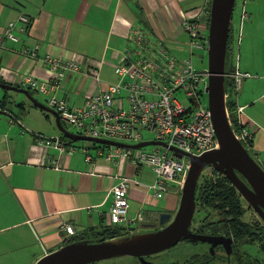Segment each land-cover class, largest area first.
I'll list each match as a JSON object with an SVG mask.
<instances>
[{
	"label": "crops",
	"instance_id": "0c3cea01",
	"mask_svg": "<svg viewBox=\"0 0 264 264\" xmlns=\"http://www.w3.org/2000/svg\"><path fill=\"white\" fill-rule=\"evenodd\" d=\"M209 1L0 0V82L25 88L23 81L32 77L36 89H25L37 101L47 106L56 97L72 110L82 108L91 95L121 81L114 69L126 53L127 35L134 25L140 23L152 31L176 56L175 50L188 51V40L181 42L185 34L180 29L182 16L206 23ZM256 1L247 2L249 19L241 23L239 0L235 21L238 33L246 24L247 36L240 41L239 35L242 45H237L239 57L232 60L234 72L229 78L234 93H226L235 117L252 133L248 149L264 140V65L255 68L243 62L258 60L259 48L251 47L248 35L255 24ZM22 15L28 16V24L18 20ZM10 22L16 23L13 33L17 41L5 34ZM46 57L75 63L77 70H67L56 80ZM92 67L98 69L97 79L88 74ZM9 91L13 90L0 88V264H35L73 236L64 231L65 225L74 228V236L114 227L109 217L112 187L122 176L141 183L129 190V217L141 213L146 219L118 226L122 233L142 232L136 226L153 225L161 213L178 208L180 188L176 183L169 184L168 196L154 197L155 174L150 167L132 165L116 153L119 147L62 140L54 115L23 93L14 96ZM39 138L61 140L66 152L45 147ZM252 157L264 169V162Z\"/></svg>",
	"mask_w": 264,
	"mask_h": 264
},
{
	"label": "built area",
	"instance_id": "2783aa9c",
	"mask_svg": "<svg viewBox=\"0 0 264 264\" xmlns=\"http://www.w3.org/2000/svg\"><path fill=\"white\" fill-rule=\"evenodd\" d=\"M246 15L245 9L242 10L241 23ZM182 18L180 29L188 35L186 45L189 57L174 56L152 31L139 23L130 29L126 53L114 69L121 81L109 84L104 92L91 95L79 109H70L65 101L56 97L50 98L47 103L62 119L77 127L81 135L136 144L148 141L142 133L151 131L155 135L152 140L165 142L167 147L154 146L156 148L152 151L144 148L116 150L120 156L127 157L132 165L148 166L153 170L155 180L151 189L156 198L166 194L170 183H176L182 189L190 167L188 156L179 159L169 147L194 156L219 147L210 111L202 101L206 95L207 72L196 70L192 61L194 51L207 49L208 24L186 14ZM18 20L24 24L28 22L24 15ZM15 26V22H10L5 28L6 36L13 41L18 40L13 33ZM44 61L49 69L55 71L56 80L62 78L67 70H77V64L72 62L48 57ZM87 71L94 79L98 78L97 68L92 67ZM23 85L28 89L37 87L32 77H27ZM178 92L184 95L187 105L177 96ZM241 111L239 107L238 112ZM228 117L230 121L229 114ZM233 131L244 146L249 144L252 133L247 126L238 130L233 128ZM39 142L65 148L63 142L56 138L40 139ZM140 184L138 180L130 178H122L114 184L113 203L109 209L112 225L146 221L141 213L129 217L127 192ZM63 228L68 235H74L71 225Z\"/></svg>",
	"mask_w": 264,
	"mask_h": 264
},
{
	"label": "water",
	"instance_id": "95a60500",
	"mask_svg": "<svg viewBox=\"0 0 264 264\" xmlns=\"http://www.w3.org/2000/svg\"><path fill=\"white\" fill-rule=\"evenodd\" d=\"M235 4L236 0H211L210 3L206 70L208 83L205 91L219 147L199 156L185 154L175 147H169L175 157L182 159L186 155L190 159V167L181 189L179 205L174 217L161 213L158 220L159 225H164L169 220L170 222L155 231L135 232L116 240L67 243L43 256L35 264H91L125 255L137 257L142 264H151L144 259V256L169 249L183 239L211 243V249L217 244H226L228 239L222 236L190 232V225L196 209L197 183L201 174L209 167L224 175L241 197L264 220V169L252 157L243 143L236 138L226 108L225 61ZM0 88L23 93L34 105L54 115L58 129L70 142L92 141L125 149L148 146L167 147L165 142L157 140L128 144L70 132L64 127L61 116L54 109L37 101L30 90L1 82ZM148 227L154 228V224Z\"/></svg>",
	"mask_w": 264,
	"mask_h": 264
},
{
	"label": "trees",
	"instance_id": "16d2710c",
	"mask_svg": "<svg viewBox=\"0 0 264 264\" xmlns=\"http://www.w3.org/2000/svg\"><path fill=\"white\" fill-rule=\"evenodd\" d=\"M210 3L211 0L209 1L208 12L210 10ZM26 17L28 18V16ZM29 22L30 21L28 19V22L25 24H28ZM232 35L233 28L232 24H230L225 61V92H228V96H231L234 93L233 81L229 79L230 75L232 76L234 72L231 68L232 60L234 58ZM226 108L230 116L232 128L238 130L241 128V125L238 123L239 121L233 113V104L231 101L226 100ZM61 138L62 140L69 141L63 136ZM207 169H209L210 172L206 173L205 171L201 174L196 187L197 211H195V213H197L199 217H203L200 222L204 223V225L200 226V229L208 228L214 232L226 231L228 233L232 232L235 235L241 234L243 236L250 237L253 234L251 232L254 229V227L249 225V222L246 219L248 211H250V207L248 205L246 206L241 195L233 188L229 180L224 175L211 167L206 168V170ZM122 229L123 228L121 227L114 226L108 227L99 233L95 232L92 234L73 235L71 238L67 239L66 242H100L105 240H116L126 236L125 233H122ZM261 251L262 252L258 254L257 258L248 259L247 264H264V255L262 254L264 253V250L261 249Z\"/></svg>",
	"mask_w": 264,
	"mask_h": 264
},
{
	"label": "rangeland",
	"instance_id": "374dc122",
	"mask_svg": "<svg viewBox=\"0 0 264 264\" xmlns=\"http://www.w3.org/2000/svg\"><path fill=\"white\" fill-rule=\"evenodd\" d=\"M241 1H242V4H241L242 9L241 10L245 9L246 13L248 14V11L246 10V4L249 0H241ZM238 4H239V0H236V4L234 6V11H233V15H232V21H231V24H232V27L234 30V35H232L233 36V44L232 45H233V49H234V62H236L238 60V57H239L238 46H237L238 44H239V46L241 44V42L238 43L239 35H240V41L242 40V37L245 38L247 36L246 30H245L246 24L245 25L243 24V26L241 28L242 33H241V31L238 33L237 23L235 21L237 19V14H238L237 13L238 12ZM254 18H255V24L251 27V30L248 33V35H249V38L252 39V44H251L252 46L251 47L255 48L256 51L259 48L258 49V56H257L258 60L257 59H248V60L243 59V62H249L254 67L257 64L262 67L264 65V0H257L256 1L255 14H253V19ZM248 19H249V14L246 15V17L244 18V21L242 23H244L245 21H248ZM253 19H252V21H253ZM240 22H241V15H240ZM206 23L208 24V21ZM187 40H188V35L184 34L182 36L181 42H183V41L186 42ZM186 48L188 51H183L182 53H180V52L175 50L173 52L176 56H178L180 58L189 57V48H188V46H186ZM245 54L246 53H244V52L242 53L243 56ZM192 61H193L194 68L196 70L206 71L207 65H208L207 49L205 51H194L193 56H192ZM8 93H10L11 95H14V96H16V95L21 96V93H19V92L9 91ZM177 96H179V98L181 99L183 104L187 105L188 101L185 100L184 95L181 92H178ZM202 101H203V103L207 104V101H208L207 94L203 97ZM63 123L66 126L67 130H69L70 132H74V133L79 132L77 127L70 125L66 122H63ZM263 131H264V129H263ZM142 135H143L144 139H148V140H152L155 137L154 133L151 131H145L142 133ZM74 144L83 145V144H87V142L76 141V142H74ZM245 146H246V149L249 150V153L252 156H254L255 158H260L259 159L260 162L261 161L264 162V140L262 141L261 144H259L258 140H257L255 147H250L249 149H248L247 145H245ZM154 148H156V147L148 146V147H145L144 149H146L148 151H152ZM257 153L259 155H257ZM205 171H206V173L210 172L209 169H207ZM170 187H171V185H170ZM169 189L171 190V188H169ZM169 189L167 190L166 194L168 193ZM178 189H179V187H178ZM177 191H179L178 199L180 200L181 189H179ZM168 194L166 196H168ZM245 204L247 206L246 202H245ZM176 210H177V208L172 209L170 212H163V213H166V214L170 213L171 217L173 218L175 213H176ZM254 213L255 212H252V210L248 211V215H247L248 217H246V219L249 221L251 218V219H253V221H255V219H257V218L254 215ZM195 217H198L197 213L195 214ZM157 224H158V220L154 224V226ZM136 228H137V230H140V231L143 230L142 232H145L149 229H152L151 227L142 228L139 226H136ZM130 234H132V233H130ZM130 234H128V235H130ZM259 240H260V245L264 246V242H262L261 237ZM200 247H201L200 244L194 245V243L186 242V241L182 240L178 244H176L175 246H173L169 249H166L164 251H161L159 253H156L157 256L155 254V257H153V264H178V263H182V262L185 263L187 260L195 259L197 257V256H195V254L198 255L200 252H202V250L198 249ZM251 251H253L252 253H255V250H251ZM91 264H140V263L135 259V257L125 255V256H120V257H115V258H111V259L97 261V262H94Z\"/></svg>",
	"mask_w": 264,
	"mask_h": 264
},
{
	"label": "flooded vegetation",
	"instance_id": "af4514ba",
	"mask_svg": "<svg viewBox=\"0 0 264 264\" xmlns=\"http://www.w3.org/2000/svg\"><path fill=\"white\" fill-rule=\"evenodd\" d=\"M233 188L236 190L234 186ZM247 205L249 206L248 203ZM249 207L250 210H252V212H255V210L251 206ZM195 211H197V207ZM195 214L196 213H194L192 223L190 225V232L204 234V235H211V236H222L228 240L226 241V244L225 243L217 244L213 247V249H211L212 246L211 243L183 239V241L194 243V245L200 244L201 247L198 249L202 250V252H200L198 255L195 254V256H197L195 259L187 260L185 263L182 262L178 264H247L248 259L258 257V254L262 252L261 248L264 250V246L260 245V240H259L261 237L262 242H264V220L256 212L254 213V215L256 216L257 219L253 221V219L250 218V220L248 221L249 225L254 227L253 231L251 232L253 234L250 237L243 236L241 234L235 235L232 232L228 233L226 231L214 232L213 230H210L208 228L200 229V226L204 225V223L200 222L203 217L202 218L199 216L195 217ZM169 222L170 220L166 222L164 225H159V221H158V224L155 225L154 228L149 229V231L158 230L164 227ZM251 250H255V253H252L253 251ZM262 254L264 255V253ZM153 257H155V254L144 256V259L148 263L153 264ZM135 259L140 264H142L137 257H135Z\"/></svg>",
	"mask_w": 264,
	"mask_h": 264
},
{
	"label": "bare ground",
	"instance_id": "6f19581e",
	"mask_svg": "<svg viewBox=\"0 0 264 264\" xmlns=\"http://www.w3.org/2000/svg\"><path fill=\"white\" fill-rule=\"evenodd\" d=\"M210 11V10H209ZM237 81H238V79H237ZM95 94H97V93H94V95ZM63 122H66V123H68V124H70V125H72L71 123H69L67 120H65V119H63ZM239 123V122H238ZM240 125H241V128L243 127V126H247V125H243V124H241V123H239ZM79 134V133H78ZM83 135V134H82ZM86 136V135H85ZM91 137V136H90ZM40 139H44V138H39V140ZM109 140H111V139H109ZM84 142H87V143H94V142H92V141H84ZM45 147H54V148H58V147H56L54 144H52V145H49V146H47V145H44ZM62 153H65L66 152V149L64 148V149H60V148H58ZM122 178H130V180H132L133 178H131V177H127V176H122L120 179H122ZM130 190V189H129ZM129 190H128V192H127V196H129Z\"/></svg>",
	"mask_w": 264,
	"mask_h": 264
}]
</instances>
